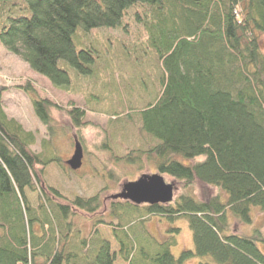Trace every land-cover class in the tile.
I'll return each instance as SVG.
<instances>
[{
	"label": "trees",
	"instance_id": "trees-1",
	"mask_svg": "<svg viewBox=\"0 0 264 264\" xmlns=\"http://www.w3.org/2000/svg\"><path fill=\"white\" fill-rule=\"evenodd\" d=\"M130 8L141 9L136 16L148 35L143 30V39L123 44L122 55L133 62L132 46L155 53L160 74L154 83L139 84L127 72L120 86L117 68H103L114 45L92 31L120 28ZM79 29L83 35L77 44ZM260 34L264 0H0V43L57 89L84 96V107L72 102L67 107L70 125L79 131L87 113L107 117V143L128 142L118 162L138 170L152 166L176 190H184L170 203L155 205L112 200L104 196L107 186L91 196L78 189L67 195L46 179L53 168L58 181L83 182L47 148L56 134L49 114L54 104L31 99L50 136L35 152L36 135L7 116L2 105L6 89H0V264H115L117 259L124 264H184L190 259L264 264L261 230L250 236L227 233L229 213L241 223L252 221L255 208L264 213ZM73 79H80L78 87ZM16 88L25 94L31 89ZM96 173L104 185L106 176L115 178L104 167ZM196 183L220 192L198 199L189 190ZM152 217L170 224L185 220L193 250L173 256L180 230L170 228L167 237L158 239L146 225ZM99 227L110 230L117 251Z\"/></svg>",
	"mask_w": 264,
	"mask_h": 264
},
{
	"label": "rangeland",
	"instance_id": "rangeland-1",
	"mask_svg": "<svg viewBox=\"0 0 264 264\" xmlns=\"http://www.w3.org/2000/svg\"><path fill=\"white\" fill-rule=\"evenodd\" d=\"M140 10L141 9L139 8L137 10L135 8H130L122 20V26L118 29L103 28L92 31L98 34L101 38H110L113 42L114 49H110V55L112 56L111 60L109 62H104L103 68H117L115 77L117 78L116 80L120 86L127 82L129 77L127 72H133L137 76L136 80L138 83L142 80H145L149 83H154V79L157 80V77L160 74L159 67L156 62L157 56L152 51L146 50L144 52V50H138L137 46H132L130 51L132 54H134L132 56L133 62H127V58L122 55L123 52L121 50L123 48V44L126 43L127 45L131 46L133 43H136L138 38L143 39V30L145 35H148L143 23L140 22V19L136 16V11ZM140 17L143 19L142 15ZM122 27L125 29L123 30ZM80 30L81 29H79L77 32V37L79 38H74L77 44L82 40L81 36L83 34ZM85 38L87 39V37ZM116 45H118L119 48L121 46V49L119 50L118 48H115ZM259 45L262 53L264 54V34L259 35ZM95 49L101 52L99 48L95 47ZM104 57L107 58L108 56ZM100 58L101 57H99L97 60L99 61ZM128 68H130L131 71H128ZM97 73H99L98 77L100 78V85L105 84L104 78H102L103 69L97 70ZM76 83L79 84L80 79H73L74 87H78ZM26 85L31 87L28 94H25L22 92V90L16 88L18 86L24 87ZM150 86L149 94L151 95L153 88ZM4 88L6 91L2 94V105L7 116L16 120L26 131L33 132L36 135L37 142L36 145L32 147L33 151L39 152L41 150L40 141L45 138L49 139L50 136H48L44 126L39 122L35 115L34 108L31 103L32 98L42 100L46 99L55 105L49 109V114L52 121L54 122L53 125L55 126L56 134L50 144H48L47 148L52 154L53 150H55L59 156V159L64 162L65 166V162L71 158L74 152L75 140L80 143L83 151L82 166L79 170L75 171L77 176L76 178L83 179V182H80L81 184L79 186L77 183H69L67 180L65 182L62 180L58 181L59 178L57 175L53 174V168H49L47 170V182L50 185H54L56 187H59L58 184H60L64 188V192L67 195L68 190L73 192V190L76 191V189H78V194L83 196H91V194L95 193L96 190L103 189L105 186H107V190L104 191V196L110 198L112 195H115L121 191L123 184L130 181H135L141 175H149L150 173L157 174L155 173V169L152 166L148 169L138 170L136 169L135 164L124 165V163L117 161L118 158H122L125 153H127L128 149L126 150V148L128 147V142L124 143L120 141L119 143L118 141V143L114 144V146L107 143L105 135V129L108 128L107 117L87 113L84 118L86 125L79 131L74 129L69 122L67 107L69 106L70 102L84 107V96H82L81 93L73 92L71 89L67 91L64 89H57L47 78L32 71L29 65L20 55L11 53L0 43V89ZM154 90H156V86L154 87ZM128 134H130V132H128ZM116 141L117 140H115V143ZM101 167H104L105 171L111 170L115 174L114 179L106 176L107 185H104V182H102V180H100L97 176L96 172L100 170ZM67 174L70 175L68 172ZM116 176L119 179H116ZM62 177L64 176L62 175ZM164 180L166 183H170L168 178H165ZM73 184L75 185L73 186ZM189 190L198 199L201 198L200 196L206 192H208V194H218L220 192H218V190L215 188H205L197 183ZM182 192H184L183 189H177L174 192V197L181 194ZM222 200L224 202L227 200L225 193L222 194ZM255 209L256 210L252 212V221L250 223L238 222L229 213L228 220L230 228L227 233L236 231L241 236H250L254 230L259 229L261 230V233L264 234V213H261L259 210H257L258 208ZM75 221L77 222V219H75ZM79 223L80 224L78 225L81 228L82 225L85 226V224L87 227H89L87 222ZM146 225L150 232L158 239H164L167 237V231L170 228H177L180 230L176 238L177 244L174 248H172L173 256L179 257L182 251L193 250L192 233L185 220L181 219L173 224H170L165 219L152 217L146 223ZM85 231L86 228L83 229L82 234H87ZM98 233L102 237L109 239L111 247L114 251L118 250L117 245L112 241V236L109 229L99 227ZM258 247L264 254V248L262 247V244H258ZM115 264H124V262L120 259H117ZM184 264L199 263L195 259H190Z\"/></svg>",
	"mask_w": 264,
	"mask_h": 264
},
{
	"label": "water",
	"instance_id": "water-1",
	"mask_svg": "<svg viewBox=\"0 0 264 264\" xmlns=\"http://www.w3.org/2000/svg\"><path fill=\"white\" fill-rule=\"evenodd\" d=\"M83 151L80 143L75 140L74 152L65 163L70 170H79L82 166ZM176 188L171 183H166L159 174L141 175L135 181L123 184L119 193L112 195V200H129L134 204H167L174 197Z\"/></svg>",
	"mask_w": 264,
	"mask_h": 264
}]
</instances>
